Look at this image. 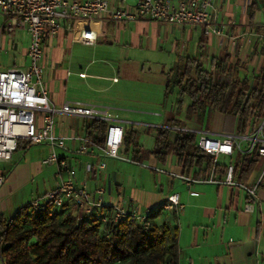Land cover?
<instances>
[{
    "label": "crops",
    "instance_id": "1",
    "mask_svg": "<svg viewBox=\"0 0 264 264\" xmlns=\"http://www.w3.org/2000/svg\"><path fill=\"white\" fill-rule=\"evenodd\" d=\"M135 2L136 0L131 3L123 0L130 9L134 8ZM252 5L256 6L253 11H251ZM211 13L212 20L224 27L222 34L214 32L207 34L205 27L201 25L169 24L152 18L125 21L104 20L100 24V35L94 44L73 41L67 30H61L57 36L45 42L41 60L44 68L42 80L44 86L45 84L47 86L45 87L48 90L50 102L59 105L65 100H80L108 106L110 117L113 121L123 124L125 130L133 128L138 133L142 130L154 132L155 137L157 127L162 125L174 130H194L198 134V140L202 134L218 137L227 134H243L238 129V118L236 129L225 131L226 122H221L224 114L222 111L214 112L213 124L210 121H198L194 116L191 120L195 122L193 126L184 127L169 125L166 123L168 117L155 125L132 121L128 117L162 107L165 108L166 115L176 112L180 118L182 114H186L191 101L187 103L185 100L182 111L178 113L175 99L169 100V95H165V83L172 68L183 66L188 57H198L200 52H206V60L200 58L207 68L211 66L213 58H222L230 54L234 61L241 62L240 71L246 70L248 73L246 77L250 76L251 66L254 68L253 77L261 69L264 64V0H214ZM4 22L5 20L1 26ZM1 26L0 33L8 30L2 29ZM25 31L30 40L29 32ZM29 40L24 52L27 63L21 68H26L29 63L27 55ZM96 63L98 65L93 66ZM74 64L79 70L76 73L84 79L81 82L83 87L80 89L83 92L79 95H65L55 91L57 84L51 78L54 68L64 65L65 76L68 77L73 73L70 67ZM151 64L159 68L160 74L156 78H150L148 75L141 76V82L144 81V83L140 84L139 92L138 83L130 82V79H135V75L132 76V74L138 68L142 70L146 67L151 68ZM46 67H50V76L45 78ZM155 86L157 88H154ZM89 119L65 113L54 114V133L66 137L67 143L66 149L57 146L54 148L58 155L67 158L68 155L82 154L76 152L78 147L76 144H79V137L87 136ZM257 124L254 123V125ZM250 128L252 129L253 126L249 127L248 132L251 131ZM139 144L144 147L140 142ZM47 145L45 156H48L52 149L49 144ZM242 148L243 151L237 150L232 155L221 154L218 163L236 165L248 153L246 151L249 149V141H243ZM81 156L83 158H78L77 161L80 170L77 169L78 178L85 177L86 180L91 178L95 185L104 186L106 204L122 206L129 197L142 199L150 195L146 190L134 188V186L128 192L125 180L115 174L116 195L113 197L110 173H103L106 165L100 167L103 160L100 150L94 148L92 152L83 153ZM138 156L139 160L133 159L131 155L124 157L120 154L118 157L108 158L141 166H144L145 161L148 160L152 169L159 170L157 162L160 161L154 155L150 154L144 158L141 154ZM222 156H224L223 159H221ZM166 164L170 165V170L160 168L159 171L166 172L171 177L169 192L165 193L163 201L156 206H160L165 201L168 202L169 195L175 192L180 194V204L173 207L164 205L161 214L154 222L157 225L169 224L179 228L180 264H264V179L261 181L263 169L258 168L257 165L246 182H241L242 185L209 180L189 183L186 176L199 179L196 176L198 166L194 167L190 173L184 172L174 152L170 153ZM15 173L13 171L8 176H4V183L0 186V216H4L5 209L2 195L19 187L14 180ZM57 175L60 176L58 170ZM209 175L205 178L207 179ZM224 176V172L216 173L219 179ZM205 178L201 177V179ZM258 183H260L258 185L260 207L257 208L255 204V209L248 211L245 209L246 204L255 200L248 188ZM160 190H164L162 185ZM106 195H108L107 198Z\"/></svg>",
    "mask_w": 264,
    "mask_h": 264
},
{
    "label": "built area",
    "instance_id": "2",
    "mask_svg": "<svg viewBox=\"0 0 264 264\" xmlns=\"http://www.w3.org/2000/svg\"><path fill=\"white\" fill-rule=\"evenodd\" d=\"M214 0H136L130 9L123 0H0V14L7 16L2 29L21 28L29 32L30 40L27 50L29 63L26 68L12 66L0 70V162H10L17 150L18 140L26 139L33 143H47L51 151L43 158L44 165L57 163L58 174L62 180L55 188L43 196L32 199L30 209L33 212L45 210L48 206L60 208L65 206L76 217L94 216L103 224H115L126 216L140 220L144 228L150 226L145 213H139L134 207L133 199L127 206L112 205L106 210L104 195L106 188L95 185L89 188L86 178L79 179L77 168L71 165L65 156L58 155L54 148L67 147L66 137L54 133V114L65 113L82 118L103 119L108 122L104 144L99 145L86 136L79 137L77 153H89L98 148L103 156L100 167L106 165L104 159L118 157L125 133L123 124L113 121L109 107L86 103L80 100H65L59 105L50 102L48 90L42 77L44 68L41 63L45 42L67 30L73 41L94 44L100 35V24L104 20H135L152 18L169 24H196L205 27L207 34H222L224 27L212 20L211 7ZM39 111V115L37 114ZM246 134H227L218 137L202 134L199 146L215 156L218 163L221 154H234L243 151L242 142L249 141L248 153L257 151L264 157V117ZM88 169H90L88 167ZM189 183L209 180L212 182L242 185L235 177V164H228L224 178L216 177V168L212 169L206 179L185 177ZM261 181L264 179V168ZM5 177L0 174V186ZM260 181V182H261ZM258 183L248 188L255 199L248 202L245 209L253 211L255 204L260 207ZM180 204V194L169 195L166 206ZM107 227V226H105ZM109 236L108 230H104ZM5 242L0 238V250ZM1 257V256H0ZM0 264H9L2 256Z\"/></svg>",
    "mask_w": 264,
    "mask_h": 264
},
{
    "label": "trees",
    "instance_id": "3",
    "mask_svg": "<svg viewBox=\"0 0 264 264\" xmlns=\"http://www.w3.org/2000/svg\"><path fill=\"white\" fill-rule=\"evenodd\" d=\"M255 7L252 5L251 11ZM241 67V62L234 61L230 54L213 58L209 68L204 66L200 57H188L183 66H175L170 71L165 95L177 87L178 113L189 96V117L195 115L202 122L205 115L211 119L215 111L233 114L238 118L239 132L246 134L251 125L261 122L264 117V64L252 80L240 76ZM173 114L166 123L187 126ZM107 125L106 120L90 118L86 137L103 145ZM138 135L133 128H127L123 139L124 150L129 151L135 160H139L140 154L142 158L152 154L166 164L170 153L174 152L184 172L190 173L194 167H199L198 178L208 176L214 166L216 173H226L228 165L215 163V156L199 146L198 134L194 130L158 126L152 150L139 144ZM31 144L30 140L19 139L17 149ZM259 157L254 151L237 162L235 175L238 181L246 182L256 169ZM105 205L106 210L112 207ZM164 205L166 201L154 209L148 208L146 220L150 226L145 229L143 223L131 215L115 224L105 225L94 216L78 218L65 206H48L45 210L33 212L26 203L9 219L0 216V238L10 243L8 249L0 250V256L6 257L9 264H180L179 228L154 222ZM105 229L109 236L104 233Z\"/></svg>",
    "mask_w": 264,
    "mask_h": 264
},
{
    "label": "rangeland",
    "instance_id": "4",
    "mask_svg": "<svg viewBox=\"0 0 264 264\" xmlns=\"http://www.w3.org/2000/svg\"><path fill=\"white\" fill-rule=\"evenodd\" d=\"M128 3L134 2L135 0H126ZM7 19V16L4 14H0V26L1 23ZM28 34L23 29H8L6 32L0 33V70L10 68L12 66H18V67H25L27 61L25 56V49L28 44ZM198 57H202L203 60H206V52L199 53ZM66 67V63L64 64ZM63 66H59L54 68L53 70V78L55 80V83L57 84V87L55 91H59L61 94H70V95H79L83 91L80 89L83 87L81 82L82 79L78 72V68L75 66L70 67V69L73 71V73L66 77L65 76V68ZM98 65L96 63L93 66ZM247 69V68H246ZM249 69V68H248ZM250 78L253 79V72L254 68L250 67ZM91 70V69H89ZM246 70L240 71L241 77L248 76V73L245 72ZM253 71V72H252ZM260 71V70H259ZM258 71V72H259ZM122 72V70H121ZM257 72V73H258ZM50 73V67H46V75L45 78ZM160 74L159 68L155 64H151V68H144L143 70L138 68L136 72H133L132 76L135 77V79H130V82H137L138 89L140 92L141 87V76L148 75L150 78H156ZM122 75V74H121ZM246 75V76H245ZM86 80V79H85ZM87 81V80H86ZM46 86V84H45ZM47 87V86H46ZM154 88H157L155 86ZM178 89L177 87L174 88L173 92L169 94V100L175 99L177 101L176 96L178 97L177 93ZM187 103L191 101V98L189 96L185 99ZM147 113L141 114H133L128 117L131 118L132 121H142L145 124H158L159 122L163 121L166 117H169L173 114V112H170L168 115H166V110L164 107L155 108V110H147ZM171 111V110H169ZM37 114L39 115V111H37ZM177 118H179V115L177 113L173 114ZM118 116H122L121 114H118ZM195 115L188 116L187 112L186 114H182L180 119H183L186 121V124L188 126H193L195 122L191 121L192 118H194ZM127 117V116H126ZM215 119V114L211 119L208 118L207 115L204 116V122L210 121L211 124H213V121ZM223 121L226 122V128L225 131H231L236 129L237 127V117L233 114H223ZM135 126H141V125H135ZM154 132H145L141 131L138 135V141L143 144V148L146 150H152L154 146ZM78 145V144H76ZM47 144H41V143H33L29 145L27 148H19L17 149L12 156V160L10 162H0V174L3 176H8L10 173L15 171V182L19 186L16 190H13L12 192L4 193L2 196V202L5 205L4 209V216L6 218H10L16 210H18L19 207L25 205L26 203H29L32 199L36 197L43 196L47 191L55 188L56 184L61 181L60 176L57 175L58 166L55 163L44 165L42 164V158L45 156V151L47 148ZM125 146L123 145L120 149L119 154L127 157L130 156L129 151L126 152ZM63 151V150H62ZM82 155V154H81ZM80 154H74V155H68V160L71 165H74L78 168V158H83ZM224 156L221 157L223 159ZM106 163L105 170L103 173H110L111 181H112V193L113 197L116 195L115 188H114V177L115 174L118 175V177H121L125 180V187L128 188V192L130 191V188L134 186V188H138L141 190H146L150 193V195L146 197H142V199H137L133 197H129L125 200L124 204L122 206H127L128 202L133 199V205L136 208V210L139 213H145L147 208L155 207L156 205L160 204L163 201V198L165 197V193L169 192V174L163 171H159L160 168L170 170V165L166 164L164 165L161 162H157V168L159 170H154L150 167L151 163L146 160L144 163V166L137 165L131 162H126L120 159H114V158H105L104 159ZM258 168L263 169L264 168V157H259V164ZM77 170V171H78ZM80 171V170H79ZM80 173V172H79ZM131 178V180H130ZM94 180L91 178H88L87 184L89 188H93L95 186ZM103 183V182H101ZM101 185V184H99ZM163 186V191L160 190V186ZM164 193V194H162ZM108 195H106V198ZM157 207V206H156ZM154 209V208H152ZM1 258V257H0Z\"/></svg>",
    "mask_w": 264,
    "mask_h": 264
},
{
    "label": "water",
    "instance_id": "5",
    "mask_svg": "<svg viewBox=\"0 0 264 264\" xmlns=\"http://www.w3.org/2000/svg\"><path fill=\"white\" fill-rule=\"evenodd\" d=\"M9 246H10V243H5L4 246H3V248H4V249H8Z\"/></svg>",
    "mask_w": 264,
    "mask_h": 264
}]
</instances>
